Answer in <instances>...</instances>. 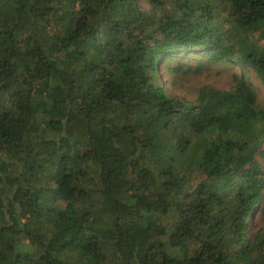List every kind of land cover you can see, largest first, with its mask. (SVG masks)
<instances>
[{"label":"trees","instance_id":"1","mask_svg":"<svg viewBox=\"0 0 264 264\" xmlns=\"http://www.w3.org/2000/svg\"><path fill=\"white\" fill-rule=\"evenodd\" d=\"M0 0V264H264V0ZM177 56L187 57L178 59Z\"/></svg>","mask_w":264,"mask_h":264},{"label":"rangeland","instance_id":"2","mask_svg":"<svg viewBox=\"0 0 264 264\" xmlns=\"http://www.w3.org/2000/svg\"><path fill=\"white\" fill-rule=\"evenodd\" d=\"M144 10L150 11V4L146 0H141ZM184 59L187 55L177 56ZM182 68L176 69V61L166 68L164 64L159 73L167 89L174 95L189 101H194L199 96L200 88L211 85L221 89H230L242 78L254 84L257 93L256 106L261 108L264 105V84L254 70L246 68L240 64H226L219 62L207 68L196 71L198 58H186ZM264 231V203L257 207L251 222L250 233Z\"/></svg>","mask_w":264,"mask_h":264}]
</instances>
